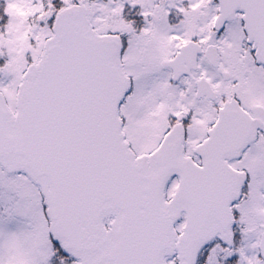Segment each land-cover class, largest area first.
I'll return each mask as SVG.
<instances>
[{
    "label": "snow or ice",
    "instance_id": "snow-or-ice-1",
    "mask_svg": "<svg viewBox=\"0 0 264 264\" xmlns=\"http://www.w3.org/2000/svg\"><path fill=\"white\" fill-rule=\"evenodd\" d=\"M0 264H264V0H0Z\"/></svg>",
    "mask_w": 264,
    "mask_h": 264
}]
</instances>
